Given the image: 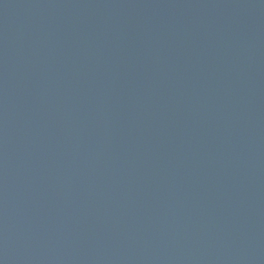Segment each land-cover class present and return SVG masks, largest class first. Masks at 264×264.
Returning <instances> with one entry per match:
<instances>
[{
    "label": "water",
    "instance_id": "obj_1",
    "mask_svg": "<svg viewBox=\"0 0 264 264\" xmlns=\"http://www.w3.org/2000/svg\"><path fill=\"white\" fill-rule=\"evenodd\" d=\"M0 264H264V0H0Z\"/></svg>",
    "mask_w": 264,
    "mask_h": 264
}]
</instances>
